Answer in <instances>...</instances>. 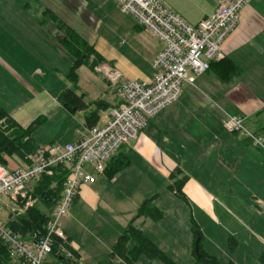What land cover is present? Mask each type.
<instances>
[{
  "label": "crops",
  "instance_id": "crops-1",
  "mask_svg": "<svg viewBox=\"0 0 264 264\" xmlns=\"http://www.w3.org/2000/svg\"><path fill=\"white\" fill-rule=\"evenodd\" d=\"M163 1L172 12L195 25L213 17L222 0ZM75 2L68 0L64 4L40 0L34 9L37 15L42 8L53 11L95 46L108 62H112V67L120 70L124 79L150 81L154 76L152 61L163 50L162 42L132 19V32L135 38H140V46L128 48L125 41L121 45L113 44L103 37L104 23L100 16L89 10L86 2L81 6H76ZM106 2L116 5L115 0H98L96 3L99 4L94 5L103 9ZM46 30L56 41L53 48L72 64L70 56L57 41V33L51 27ZM9 41L4 35L0 36V106L24 129L40 117L46 116L49 120L58 115L67 116L58 96L71 86L62 90H51L45 86L43 81L48 74L38 69L28 55L18 51L17 54L5 53L1 49H9ZM223 49L225 56L241 67L242 74L238 78L226 84L213 70H209L197 78L194 85L185 84L180 99L153 119L137 140L121 151L128 155L131 162L128 167L112 178L105 174L97 175L95 183L84 184L80 188L70 216L63 220V230L79 256V264H99L106 259L140 206L154 196H157L156 206L163 213L165 206H161V201L164 205L168 202L179 210L184 209L187 215L193 214L196 208L203 212L209 209L214 213L218 199L232 213V208L225 201L236 205L244 201L245 192L256 200L259 210L264 207V189L261 193L254 191L252 185L256 182L251 178L264 179L263 152L253 148L240 135L223 132L222 125L225 114L239 116L249 131L264 137V0H253L243 9L239 26L225 41ZM94 78L98 84L99 79ZM102 80L107 86L98 88L97 94H91L88 86H82L81 80L77 89L79 94L87 96V102L102 100L108 107L104 122L98 124L100 127L106 123L109 111L120 102L116 90L104 77ZM90 84L97 86L94 82ZM77 115L84 116V113ZM87 132L86 126L83 131L77 130L75 138L68 144L79 141ZM37 133L33 137L40 150L58 143L59 137L54 135L46 145ZM7 160L9 165V158ZM209 161H214L222 172H227L222 178L226 182H221L227 183V187L219 186V178L210 171ZM23 163L22 167L10 170L23 169L28 165ZM177 168L189 177L183 189L187 203L167 189L171 183L170 175ZM88 171L93 172L91 169ZM105 216L111 217V223L104 219ZM1 218L8 221L7 213L4 212ZM141 223L145 227L148 219L136 220V228ZM262 224L259 227L264 229ZM259 239L264 244V239ZM116 259L119 258L114 259L115 264ZM230 261L238 264L236 260Z\"/></svg>",
  "mask_w": 264,
  "mask_h": 264
},
{
  "label": "built area",
  "instance_id": "built-area-1",
  "mask_svg": "<svg viewBox=\"0 0 264 264\" xmlns=\"http://www.w3.org/2000/svg\"><path fill=\"white\" fill-rule=\"evenodd\" d=\"M252 1L222 0L213 17L191 25L163 0H115L122 14L162 42L163 50L152 61L154 76L150 81L126 80L112 66H101L97 71H104L120 101L109 111L103 126L88 130L77 142L39 150L29 157L30 163L23 169L10 170L0 163V241L8 246L12 259H22L27 264H66V260H75L76 251L63 230V220L70 216L80 188L105 174L117 153L137 140L159 113L180 99L185 84L194 85L212 63L225 59L224 43ZM222 123L231 134H244L247 142L264 154V137L247 131L242 117L225 114ZM59 166H64L69 175L62 197L49 216L47 235L36 243L24 240L7 224L24 216L36 203L31 196L33 186L43 176L53 175ZM4 212L8 215L6 222L1 218Z\"/></svg>",
  "mask_w": 264,
  "mask_h": 264
},
{
  "label": "rangeland",
  "instance_id": "rangeland-1",
  "mask_svg": "<svg viewBox=\"0 0 264 264\" xmlns=\"http://www.w3.org/2000/svg\"><path fill=\"white\" fill-rule=\"evenodd\" d=\"M37 1L40 0H0V36L4 35L5 38L11 41L8 42L9 49H1L4 52L10 51L12 54H17L18 51L23 55H28L29 59L34 64H37L38 69L48 74L47 79L43 81L45 86L51 88V90H62L65 87L72 86L67 78L72 64L69 60L67 62L65 58H62L59 52L53 48V42L56 43V41L52 40L49 31L46 30L53 27L51 25H42L40 20L41 13L37 15L34 9ZM54 1L65 4V1L68 0ZM69 1L71 2L72 0ZM75 1V5L79 6L86 2L89 5V10L100 16L101 21L104 23L102 26L103 37L113 44L119 43L121 45L125 41L128 48L131 45L140 46V38H135L136 35L132 32L134 24L132 18L122 14L115 4L106 2L102 9L94 5L99 4L96 3L98 0L95 2L94 0ZM54 32L57 33L58 41L59 33L56 30ZM132 55L133 53L130 54V56ZM54 66L56 67V71L53 70ZM81 68L79 69L80 71L78 70L79 81L81 80L82 86H88L91 94H97L99 92L98 88L101 89L107 86L104 80H102V77L105 78L104 71L98 72L96 70L98 74H95L88 66H82ZM94 76L99 79L98 84ZM89 78L91 79L90 81ZM93 82L97 84L96 87L90 84ZM40 84L42 83L40 82ZM66 115H58L49 118V120L44 115L45 122L37 129L38 133L36 134L40 140L48 145L52 140V136L56 135L59 137L57 144L66 145L68 141L75 138L77 130H84L85 118L83 115H73L67 112ZM105 117V111L101 112L99 124L104 122ZM243 126L249 131L246 122ZM223 129V132L230 134L224 126ZM237 134L244 138V134ZM23 164V161L19 158L12 157L9 158L8 168L22 167ZM208 164L215 178H219V186L227 187V183H221L222 181L226 182L222 178H224L223 173L227 174V172L224 170L222 172L221 168L214 161H209ZM251 178L256 182L252 185L253 190L255 191L256 189L257 192L261 193L264 189V179ZM172 183L173 181L170 184ZM169 185H167V189ZM245 195L244 201H240L236 205L225 201L232 208V213L226 210L225 204L221 199H218V202L215 203L216 210L214 213L209 209L203 212L196 208L194 213H190L189 215L183 211L184 209L179 210L168 202H165L164 205V201H161V206H165V213H163L165 215L162 220L156 223L148 219V224L144 227V223H141L138 225V229L142 230L147 238L154 242L176 264H201L193 254L194 233L190 221L192 218L202 233L203 249L207 253L216 256L221 264H228L232 259L236 260L238 264H260L259 258L264 244L259 238L264 239V229L259 227V224L263 225L262 223H264V207H260L261 210H259L257 208L259 204L256 200L247 192H245ZM41 209L49 216L52 213L45 208L41 207ZM136 215L137 212L135 213ZM104 219L109 223L112 221L110 216H105ZM230 238L235 239L237 246L232 244ZM136 245L137 243L131 240L129 248L133 249ZM116 263L126 264L119 259H116ZM137 264H163V262L158 259L149 260L146 257H142Z\"/></svg>",
  "mask_w": 264,
  "mask_h": 264
},
{
  "label": "trees",
  "instance_id": "trees-1",
  "mask_svg": "<svg viewBox=\"0 0 264 264\" xmlns=\"http://www.w3.org/2000/svg\"><path fill=\"white\" fill-rule=\"evenodd\" d=\"M42 25H51L59 33L58 42L61 47L68 53L71 58L72 66L67 75L71 83L70 88H66L58 96L60 105L70 114L76 115L79 112L84 113L85 126L88 130L98 126L101 119V112L107 111L108 107L104 106L102 100L87 102L85 94H79L78 70L82 66H88L96 72L97 68L107 64L112 66L84 37L77 33L73 28L68 26L53 11L42 8L41 17ZM210 70L214 71L217 76L226 84H230L242 74L241 67L231 58L214 62ZM95 107V108H93ZM45 122L43 117L38 118L28 128L24 129L9 115V113L0 106V163L7 167L8 158L17 157L25 163H30L29 157L35 155L40 147L34 140V133ZM122 148L117 155L110 161L105 170V175L112 178L123 169L130 165L128 155L122 153ZM69 172L64 166L54 169L53 175L43 176L38 181L31 192V196L36 203L28 208L26 214L20 218L10 220L8 227L15 233L21 235L24 240L38 242L47 235V223L49 215L44 213L41 207L52 210L62 197L65 182ZM172 184L168 189L175 193L176 196L187 201L183 191L189 177L184 175L180 168H177L170 175ZM154 196L146 200L138 209L137 215L129 222L126 230L118 239L112 253L99 264H115L114 259L119 258L126 264H137L142 257L149 260H160L163 264H176L170 257L161 251L154 242L135 226V221L144 218L160 222L164 214L155 205ZM187 203V202H186ZM192 231L194 233L193 254L201 264H221L216 256L207 253L202 246L203 236L199 226L191 218ZM201 237L199 244V255L195 253V242ZM134 240L137 245L130 249L129 242ZM234 246H237L235 239L230 238ZM58 248H55V252ZM75 260H66V264H79V256L74 252ZM56 259L60 255L56 254ZM260 264H264V252L259 258ZM0 264H27L24 260H14L11 258L8 246L0 241ZM228 264H235L230 261Z\"/></svg>",
  "mask_w": 264,
  "mask_h": 264
},
{
  "label": "water",
  "instance_id": "water-1",
  "mask_svg": "<svg viewBox=\"0 0 264 264\" xmlns=\"http://www.w3.org/2000/svg\"><path fill=\"white\" fill-rule=\"evenodd\" d=\"M201 237L198 236L196 242H195V253L199 255V244H200Z\"/></svg>",
  "mask_w": 264,
  "mask_h": 264
}]
</instances>
